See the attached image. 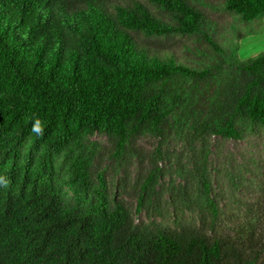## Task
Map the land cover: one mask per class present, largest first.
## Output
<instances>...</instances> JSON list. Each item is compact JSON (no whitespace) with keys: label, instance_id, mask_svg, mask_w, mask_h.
I'll return each instance as SVG.
<instances>
[{"label":"trees","instance_id":"1","mask_svg":"<svg viewBox=\"0 0 264 264\" xmlns=\"http://www.w3.org/2000/svg\"><path fill=\"white\" fill-rule=\"evenodd\" d=\"M263 29L264 0H0V264H264L222 151L264 131Z\"/></svg>","mask_w":264,"mask_h":264},{"label":"rangeland","instance_id":"2","mask_svg":"<svg viewBox=\"0 0 264 264\" xmlns=\"http://www.w3.org/2000/svg\"><path fill=\"white\" fill-rule=\"evenodd\" d=\"M217 3L218 0H213ZM211 16L224 28L225 34L230 35V25L235 22L232 15L222 10H209ZM264 52V29L262 33L247 36L240 41L239 58L248 60ZM93 139L104 141L101 135H95ZM222 151L229 157H233L238 164H244L251 169L246 175L248 181L241 192V197L253 204L257 200L264 201V131L243 141H227Z\"/></svg>","mask_w":264,"mask_h":264},{"label":"clouds","instance_id":"3","mask_svg":"<svg viewBox=\"0 0 264 264\" xmlns=\"http://www.w3.org/2000/svg\"><path fill=\"white\" fill-rule=\"evenodd\" d=\"M39 121H37L36 125H34V131L38 130ZM6 186V185H5Z\"/></svg>","mask_w":264,"mask_h":264}]
</instances>
